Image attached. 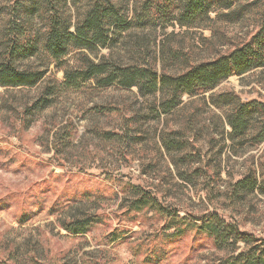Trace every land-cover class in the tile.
<instances>
[{"label": "rangeland", "instance_id": "rangeland-1", "mask_svg": "<svg viewBox=\"0 0 264 264\" xmlns=\"http://www.w3.org/2000/svg\"><path fill=\"white\" fill-rule=\"evenodd\" d=\"M14 2L0 0L6 11ZM68 8L74 24L85 0H68ZM211 16L212 22L190 28L121 30L118 43L99 55L129 63L147 50L173 72L231 51L258 28L249 15L235 22ZM66 60L62 67L74 69L84 59L73 51ZM22 62L48 72L35 87L0 86V264H215L227 255L193 229L169 236L175 229L167 228L173 223L168 213L175 211L196 223L216 212L264 239V188L231 200L246 173L264 183V142L232 144L224 132L229 108L211 103V95L224 94L264 101V67L232 75L203 95H184L179 109L158 115L160 94L143 97L136 87L93 81L68 85L63 69L42 51ZM47 95L53 103L34 108ZM163 135L179 136L187 146L167 150ZM199 151L205 162L183 159ZM198 166L203 172L194 175ZM134 186L156 195L167 215L132 210ZM89 213L99 216L89 232L73 234L63 226Z\"/></svg>", "mask_w": 264, "mask_h": 264}, {"label": "trees", "instance_id": "trees-1", "mask_svg": "<svg viewBox=\"0 0 264 264\" xmlns=\"http://www.w3.org/2000/svg\"><path fill=\"white\" fill-rule=\"evenodd\" d=\"M73 2L76 5L77 0ZM129 2L85 0V12L77 17L74 24L68 11V0H15L10 11L0 4V86L23 88L41 83L48 67H25L22 61L36 51H42L49 63L55 62L63 69L66 84L79 86L93 81L100 86L136 87L143 97L160 94L155 101V110L162 115L179 109L184 103V95H203L232 75H243L264 67V0H142L135 2L132 8ZM212 13L216 19L232 22L249 15L257 22L258 28L250 39L231 51L184 65L173 72L169 71L164 60L161 63L147 50L141 52L139 59L129 63L118 61L111 54L99 55L102 49H112L118 43L121 30L169 25L201 26L212 22ZM162 50L166 55V45ZM73 51L82 55V65L74 69L62 67L68 63L66 59ZM47 96L39 99L34 108L41 110L50 106L53 101ZM211 103L229 108L225 113V124L229 130L224 132L232 144L257 145L264 142V101H242L224 94L219 97L211 95ZM171 134L179 133L174 131ZM117 136L113 133L111 138ZM178 137L162 136L167 150L181 151L187 146V141ZM201 155L200 151L197 154L185 152L183 159L189 163L205 162L206 156ZM203 169L196 167L194 175ZM262 183L255 172L246 173L234 184L231 200L236 201L243 195L261 190L264 188ZM132 189L134 199L129 205L132 210L148 207L167 215L156 195L139 186ZM177 213H168L173 223L167 228L175 229L169 236L182 235L190 229L208 235L218 249L228 251L227 255L216 259L215 264H264V239L242 230L236 223L227 222L216 212L198 219L201 223L192 222ZM98 221V215L89 213L75 217L63 226L70 233L83 234ZM241 243L243 248L240 249Z\"/></svg>", "mask_w": 264, "mask_h": 264}]
</instances>
